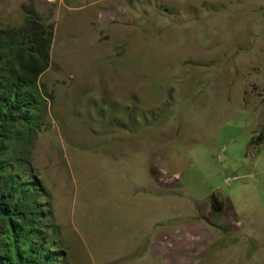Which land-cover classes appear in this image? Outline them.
Here are the masks:
<instances>
[{"label":"rangeland","instance_id":"1","mask_svg":"<svg viewBox=\"0 0 264 264\" xmlns=\"http://www.w3.org/2000/svg\"><path fill=\"white\" fill-rule=\"evenodd\" d=\"M29 10L68 263L264 264V0H0V29Z\"/></svg>","mask_w":264,"mask_h":264},{"label":"trees","instance_id":"2","mask_svg":"<svg viewBox=\"0 0 264 264\" xmlns=\"http://www.w3.org/2000/svg\"><path fill=\"white\" fill-rule=\"evenodd\" d=\"M35 16L29 10L20 27L0 29V264H69L52 196L31 159L47 104L39 78L50 66L53 36ZM263 143L262 129L251 146ZM209 207L220 214L224 205L211 194Z\"/></svg>","mask_w":264,"mask_h":264},{"label":"crops","instance_id":"3","mask_svg":"<svg viewBox=\"0 0 264 264\" xmlns=\"http://www.w3.org/2000/svg\"><path fill=\"white\" fill-rule=\"evenodd\" d=\"M146 172H147V177H148V179L150 180L151 178H150V171L148 170V167H146ZM223 204H224V202H223ZM224 210H225V208H224ZM222 213V212H221ZM214 217H216V216H214ZM192 229V228H191ZM197 230H198V228H196ZM156 236V235H155ZM154 236V237H155Z\"/></svg>","mask_w":264,"mask_h":264}]
</instances>
